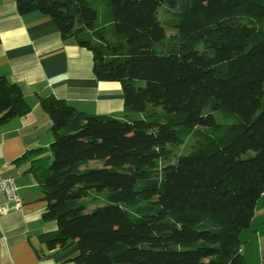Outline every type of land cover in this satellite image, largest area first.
Masks as SVG:
<instances>
[{
    "label": "trees",
    "instance_id": "16d2710c",
    "mask_svg": "<svg viewBox=\"0 0 264 264\" xmlns=\"http://www.w3.org/2000/svg\"><path fill=\"white\" fill-rule=\"evenodd\" d=\"M17 8L51 18L92 54L96 80L120 83L124 96L121 117L41 101L53 136L38 173L42 218L58 226L43 235L48 251L76 244L74 264H244L239 235L264 194V0ZM160 11L177 30L169 50ZM30 111L0 76V124Z\"/></svg>",
    "mask_w": 264,
    "mask_h": 264
},
{
    "label": "crops",
    "instance_id": "0c3cea01",
    "mask_svg": "<svg viewBox=\"0 0 264 264\" xmlns=\"http://www.w3.org/2000/svg\"><path fill=\"white\" fill-rule=\"evenodd\" d=\"M93 67L92 54L64 41L51 18L38 11L20 15L17 0H0V76L20 86L31 108L0 124V175L15 179L22 203L0 214V264H74L76 244L50 252L44 242L58 226L42 218L47 202L38 173L52 162L53 136L41 101L52 98L87 115L121 117V84L97 81ZM239 238L244 264H264V194Z\"/></svg>",
    "mask_w": 264,
    "mask_h": 264
},
{
    "label": "built area",
    "instance_id": "2783aa9c",
    "mask_svg": "<svg viewBox=\"0 0 264 264\" xmlns=\"http://www.w3.org/2000/svg\"><path fill=\"white\" fill-rule=\"evenodd\" d=\"M22 205L18 194V187L15 179L12 177H3L0 175V214H5L11 209H18ZM239 254L243 252V246L238 250Z\"/></svg>",
    "mask_w": 264,
    "mask_h": 264
},
{
    "label": "rangeland",
    "instance_id": "374dc122",
    "mask_svg": "<svg viewBox=\"0 0 264 264\" xmlns=\"http://www.w3.org/2000/svg\"><path fill=\"white\" fill-rule=\"evenodd\" d=\"M159 16L162 20H165L168 22L167 24V38L164 40V42L162 43V48H164V50H169L172 49L174 47L175 41H176V36H177V30L174 28V24L172 21L167 20L166 16L164 15L163 11H160ZM184 147L181 148V150H183ZM95 163V162H93ZM93 167H98L99 165L97 164H93ZM102 196L99 197L98 202L101 201Z\"/></svg>",
    "mask_w": 264,
    "mask_h": 264
}]
</instances>
